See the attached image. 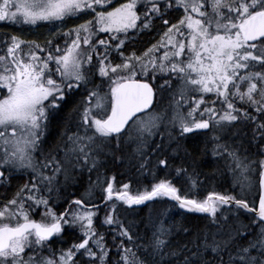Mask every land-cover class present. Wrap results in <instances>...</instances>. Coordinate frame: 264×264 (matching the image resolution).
Here are the masks:
<instances>
[{"label": "snow or ice", "instance_id": "snow-or-ice-1", "mask_svg": "<svg viewBox=\"0 0 264 264\" xmlns=\"http://www.w3.org/2000/svg\"><path fill=\"white\" fill-rule=\"evenodd\" d=\"M172 9L183 10L176 22L168 19ZM91 13L63 31L68 18ZM157 20L166 26L160 39L140 55L126 54L131 36ZM0 22H60L56 35L64 38L54 47L51 39L17 34L0 40V185L25 178L0 205V264H264V0H0ZM149 75L168 78L155 87ZM53 121L61 131L49 146ZM241 130L245 140H233ZM192 133L205 136L202 153L211 152L240 195L198 198L195 159L175 167L189 186L183 194L167 175L157 182L156 169H171L168 149L191 157L184 141ZM109 158L150 171L151 188H117L115 176L101 171ZM85 172L88 189L58 213L62 190ZM256 177L258 205L247 199ZM156 200L204 214L206 222L184 228V241L172 246L165 213L139 224L128 218L134 206Z\"/></svg>", "mask_w": 264, "mask_h": 264}, {"label": "trees", "instance_id": "trees-1", "mask_svg": "<svg viewBox=\"0 0 264 264\" xmlns=\"http://www.w3.org/2000/svg\"><path fill=\"white\" fill-rule=\"evenodd\" d=\"M124 0H114V3H119ZM176 9L170 10L168 14V19L175 22L179 19V13H176ZM93 13L82 15L80 18L82 19H91ZM74 19L78 18H68L63 22V30L73 28L74 26H70L73 24ZM41 25V24H40ZM35 26L30 25H13L10 23L0 22V40H3L5 37H10L12 34L20 35L22 38L26 40H35L38 43L44 44L47 40H53V45L55 43L61 44V41L54 40V36L51 30L55 28L61 30V24L57 27H51L46 30L49 33L50 38L45 39L44 41L39 40L36 36L32 33H27V31H32ZM165 25L159 20H157L151 31L140 32L138 35H133L131 38L126 42V54H130L132 51H135L137 55H140L145 51L148 46L153 43L154 39L158 37V33L165 30ZM40 30V29H39ZM40 32V31H39ZM43 32H40L42 34ZM63 44V41H62ZM116 62V60H115ZM97 80H100V77H96ZM151 79V76L149 77ZM146 79V78H145ZM169 93L166 91L163 93L164 99L162 101L165 102L169 100ZM79 100V97L76 98ZM71 105L66 107L64 111L61 113V116L58 120L63 121V118L68 114L70 111ZM75 121V116H73V122ZM61 129L57 127V121H53L52 126L49 129L48 139L51 141L55 138H58L59 132ZM243 130L240 131L239 136L235 137V140H245L243 135ZM159 140V139H157ZM204 140L205 136L202 133H192L189 135V138L184 141V147L190 152L192 155L191 157L185 156V152L181 151L178 155H172L171 149H168L165 155L169 156L171 169H156V180L158 182L159 179L164 178L165 175L168 176L170 180L180 189L181 194H183L188 187L183 180L177 179L175 174V167L180 165L182 162H188L192 159L197 161L199 165V180L200 184L195 189L194 193L198 195V198L203 197L205 194L215 191L218 193H228L229 190L227 188H232V185L229 182V179L225 178L224 175L217 171L218 164L215 159H212L211 152L209 151L206 155L202 153V149L204 147ZM245 143H247L245 141ZM53 142H50V146ZM175 147V144L172 145ZM211 145L209 144V148ZM131 151V148H129ZM152 165L149 167H154L157 157L152 156ZM101 171H106L108 177L115 176L116 186H121L124 183H129L131 191L135 192L137 189L144 190L145 188L150 189L153 183V175L150 171L145 170V173L142 175L140 172L137 171V166L135 165V161L129 163L127 159L123 162L119 161H112L109 158L106 161V169H102ZM96 176L95 173L92 174V179L95 180ZM24 177L20 175H16L12 178L10 184L7 185H0V205H2L6 200L11 199L14 193L16 192L19 185L24 182ZM63 180V177H62ZM88 180L89 174L85 172L83 175L77 174L75 177V182L72 180L69 181L68 186L66 189H63L61 192V196L58 200L59 204L62 202V209L66 206L65 200L68 198H77L81 196V194L85 193L88 189ZM213 185L215 187H213ZM230 186V187H229ZM218 188V189H216ZM193 192V191H192ZM230 193V192H229ZM101 195L100 191L97 189V194L93 196V199L98 201V197ZM102 210V208H101ZM133 214H129L128 218L135 220L138 224L140 220H147V217L151 215H156L160 213H165L161 218L165 220L167 226L172 227V235L168 238L169 243L172 246H176L179 243H182L185 239L186 234L184 233V228L195 229L196 227H203L206 222V217L204 214L199 213H186L178 209V207L167 200H156L151 201L145 204L144 206L133 208L128 210ZM35 215V213H33ZM241 220L243 223H247V217L242 216ZM141 229H143V225H140ZM69 231L66 230L64 234V247H68L73 242V237L69 235ZM111 234L108 235V243L111 244ZM56 248L60 247V244L55 245Z\"/></svg>", "mask_w": 264, "mask_h": 264}, {"label": "rangeland", "instance_id": "rangeland-1", "mask_svg": "<svg viewBox=\"0 0 264 264\" xmlns=\"http://www.w3.org/2000/svg\"><path fill=\"white\" fill-rule=\"evenodd\" d=\"M109 7H111V5L109 6ZM177 10V12L176 13H179V18L183 15V10L182 9H176ZM209 11H210V9H209ZM170 12V11H169ZM93 15H94V13H93ZM74 20H76V21H74V23L73 24H70V26H75L77 23H83L84 22V20L85 19H82V18H78V19H74ZM171 20V19H170ZM174 22V21H173ZM176 22V21H175ZM40 23H44V22H40ZM59 25V22H53V23H46V24H43V25H36L34 28H33V30L32 31H27V33H32L33 35H34V37L36 36L39 40H41V41H44L45 39H48V38H50V36H49V33L46 31L48 28H49V26H51V27H57ZM72 28V27H71ZM40 29V30H39ZM165 29H166V27H165ZM59 29H57V28H55L54 30H51L52 31V33H54L53 34V36L55 37L54 38V40H55V42L56 41H64V38L62 37V36H58V35H56V33H58L59 31H58ZM67 30H69V29H65V30H63V31H67ZM43 32L42 34H40V32ZM164 31V30H163ZM163 31H162V33H163ZM162 33H161V35H162ZM101 35H103V34H101ZM155 40V39H154ZM55 44H57V43H55ZM144 52V51H143ZM113 56H114V58H115V60H116V62H119V60H120V57L119 56H117L115 53H113ZM96 80H97V78H96ZM97 83H99V81L97 80ZM174 83H176V82H174ZM160 85V84H159ZM169 99H170V95H169ZM206 99H208V100H211V99H215V97H213V96H211V95H209L208 97H206ZM168 101L169 100H166L165 102H163L162 104L164 105V106H167V104H168ZM243 133V132H242ZM244 135V134H243ZM235 137H237V136H234L233 137V140H235L234 138ZM156 139H159V136H157L156 137ZM212 159H214V158H212ZM226 176V177H225ZM110 177V176H109ZM224 177L225 178H227V179H229V182H230V184L232 185V188H227L228 190H229V192L227 193V194H229V195H240V192H241V190H240V187L238 186V185H235L234 184V181H233V179H232V176L230 175V174H226V175H224ZM61 180H62V177H61ZM256 180H257V177H256ZM115 186H116V181H115ZM188 186V185H187ZM189 187V186H188ZM213 187H215L214 185H213ZM230 187V186H229ZM216 189H218V188H216ZM99 190V189H98ZM100 191V190H99ZM193 192L195 191V189H193L192 190ZM257 192H256V188H255V194H256ZM95 194H97V189H96V191H95V193H94V196H95ZM254 197L255 196H253V195H248V197H247V199L248 200H250V201H252L253 199H254ZM179 209V208H178ZM37 213V212H36ZM35 213V214H36ZM128 213L129 214H133V213H131L130 211H128ZM99 215H100V217H101V219L103 218V216H104V211H103V208H102V210L100 211V213H99Z\"/></svg>", "mask_w": 264, "mask_h": 264}, {"label": "flooded vegetation", "instance_id": "flooded-vegetation-1", "mask_svg": "<svg viewBox=\"0 0 264 264\" xmlns=\"http://www.w3.org/2000/svg\"><path fill=\"white\" fill-rule=\"evenodd\" d=\"M48 135H49V132H48ZM48 135H47V140H48V143H49V146H50V142H53V144L57 141V139L55 138L54 140H50L48 139ZM42 210H38V212H40ZM56 211L59 213L60 211H62V202L59 204V202L56 203ZM34 218V217H33Z\"/></svg>", "mask_w": 264, "mask_h": 264}, {"label": "water", "instance_id": "water-1", "mask_svg": "<svg viewBox=\"0 0 264 264\" xmlns=\"http://www.w3.org/2000/svg\"><path fill=\"white\" fill-rule=\"evenodd\" d=\"M258 188H259V186H258ZM174 202V201H173ZM257 205H258V200H257ZM142 206V205H141ZM134 207H136V206H134ZM183 212H186V213H189V212H187V211H185V210H183V209H181Z\"/></svg>", "mask_w": 264, "mask_h": 264}, {"label": "bare ground", "instance_id": "bare-ground-1", "mask_svg": "<svg viewBox=\"0 0 264 264\" xmlns=\"http://www.w3.org/2000/svg\"><path fill=\"white\" fill-rule=\"evenodd\" d=\"M147 203H148V202H147ZM147 203H146V204H147ZM142 206H144V205H142ZM138 207H141V206H138ZM136 208H137V207H136Z\"/></svg>", "mask_w": 264, "mask_h": 264}]
</instances>
